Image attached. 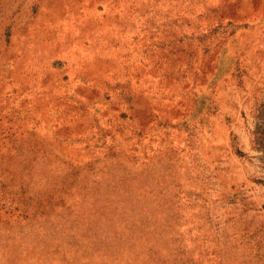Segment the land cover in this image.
Instances as JSON below:
<instances>
[{"label": "rangeland", "instance_id": "obj_1", "mask_svg": "<svg viewBox=\"0 0 264 264\" xmlns=\"http://www.w3.org/2000/svg\"><path fill=\"white\" fill-rule=\"evenodd\" d=\"M0 264H264V0H0Z\"/></svg>", "mask_w": 264, "mask_h": 264}]
</instances>
